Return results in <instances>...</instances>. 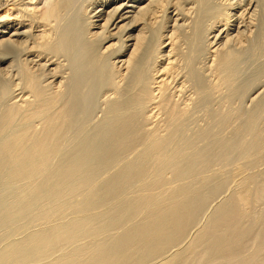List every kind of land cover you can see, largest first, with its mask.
Returning <instances> with one entry per match:
<instances>
[{
  "label": "bare ground",
  "instance_id": "1",
  "mask_svg": "<svg viewBox=\"0 0 264 264\" xmlns=\"http://www.w3.org/2000/svg\"><path fill=\"white\" fill-rule=\"evenodd\" d=\"M0 248L264 264V0H0Z\"/></svg>",
  "mask_w": 264,
  "mask_h": 264
},
{
  "label": "rangeland",
  "instance_id": "2",
  "mask_svg": "<svg viewBox=\"0 0 264 264\" xmlns=\"http://www.w3.org/2000/svg\"><path fill=\"white\" fill-rule=\"evenodd\" d=\"M54 219H55V218H54ZM54 219H52L53 221L51 220L52 222H50V224H51V223L54 224V223L56 222L55 220H56L57 218H56L55 220H54ZM58 219H59V218H58ZM58 219H57V220H58ZM59 220L61 221V218H60ZM204 220H206V219L204 218ZM54 221H55V222H54ZM203 222H204V221H203ZM40 224H41V223L35 224V226L33 225L34 228H32V226H30V227H28V228L26 227V229L24 228L25 230H24V229H23V230L21 229V231H18L19 234H18V232H17V233L15 234V236L12 235V239H13V238H16V239L18 238L19 240L24 239V238L28 235V233H30V232H32V231L35 232L36 230L38 231V230L40 229V227H41V228H42V226L44 227V224H43V225H40ZM36 225H37V227H36ZM19 227H20V226H19ZM19 227H18V228H19ZM35 228H36V229H35ZM38 228H39V229H38ZM27 229H28V230H27ZM30 229H32V231H31ZM23 231H25V232H23ZM29 231H30V232H29ZM192 231H193V232L189 234V239H188L189 241H190V239L194 236V234H195V232H196V229H193ZM27 232H28V233H27ZM24 234H26V235H24ZM18 235H19V237H18ZM191 235H192V236H191ZM12 239H11V237H6L5 239L2 240V242H3L2 244L4 245V242H5V243H6V242H9V241H11ZM16 239H13L12 241H14V240H16ZM18 239H17V240H18ZM2 244H1V246H2ZM1 248H2V247H1ZM1 248H0V249H1Z\"/></svg>",
  "mask_w": 264,
  "mask_h": 264
}]
</instances>
